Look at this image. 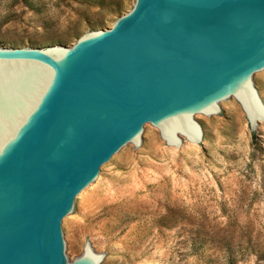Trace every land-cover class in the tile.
<instances>
[{"label": "water", "instance_id": "water-1", "mask_svg": "<svg viewBox=\"0 0 264 264\" xmlns=\"http://www.w3.org/2000/svg\"><path fill=\"white\" fill-rule=\"evenodd\" d=\"M262 75L264 0H136L71 47L0 46V264H108L73 259L81 197L159 133L207 151L229 103L264 135Z\"/></svg>", "mask_w": 264, "mask_h": 264}, {"label": "rangeland", "instance_id": "rangeland-1", "mask_svg": "<svg viewBox=\"0 0 264 264\" xmlns=\"http://www.w3.org/2000/svg\"><path fill=\"white\" fill-rule=\"evenodd\" d=\"M112 1L0 0V46L71 47L96 22L113 27ZM120 1L123 14L136 2ZM229 109L232 122L202 117L207 151L159 133L85 193L69 222L73 259L91 242L108 264H264V135L238 101Z\"/></svg>", "mask_w": 264, "mask_h": 264}, {"label": "trees", "instance_id": "trees-1", "mask_svg": "<svg viewBox=\"0 0 264 264\" xmlns=\"http://www.w3.org/2000/svg\"><path fill=\"white\" fill-rule=\"evenodd\" d=\"M103 5H106V3H103ZM108 7L110 8V10L114 13H117L118 16H122L124 13V2L120 1V0H113L111 3L108 4ZM104 22L103 21H99L97 22L93 28V30H98V29H104Z\"/></svg>", "mask_w": 264, "mask_h": 264}]
</instances>
